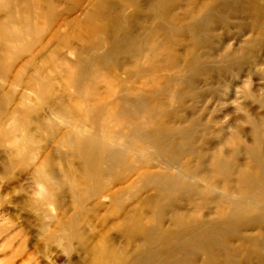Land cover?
<instances>
[{"label": "rangeland", "instance_id": "1", "mask_svg": "<svg viewBox=\"0 0 264 264\" xmlns=\"http://www.w3.org/2000/svg\"><path fill=\"white\" fill-rule=\"evenodd\" d=\"M92 1H14L15 8L22 7L29 24L36 26V40L30 50L14 57L13 69L8 71L5 81L0 76V107L4 111L0 115V264H88L92 257L80 253L78 241L70 239L71 227L77 225L78 232L85 237L87 250L108 238L120 242L118 231L123 220L137 210L142 215L145 206L138 202L151 195L139 182L147 167L157 164L149 162L139 138L132 146L125 145L124 137L131 130L117 110L122 101L139 99L167 76L181 74L179 68L151 69L157 67L158 61L155 63V57L151 58L153 51L146 50L153 43H147L136 56L121 58L112 70H99L88 92L74 88L69 66L79 56L92 55L98 45L97 28L85 20ZM195 7V14L186 19L191 24L186 34L189 37L195 34L198 39L204 36L190 53L202 57L205 70L189 87L186 103L179 110L182 116L190 117L189 121L199 124L192 133L197 149L206 148L207 143L227 134L235 137L223 140L218 153L224 148L235 153L237 143L248 146L253 143L247 119L264 115V37L247 31L238 21L229 20L232 12L223 16L198 4ZM206 12L209 17L202 21ZM43 13L49 15V20ZM3 15L0 13V17ZM223 19L226 24H222ZM240 19L250 23L244 13ZM173 29L178 32L180 26L174 25ZM244 31L247 33L242 36ZM232 52L239 59L227 65L223 61L231 58ZM43 80L50 85L48 96L37 93ZM41 89L42 93L47 92V88ZM7 94L11 98L3 102ZM178 103L169 99L167 112L171 113L170 105L174 109ZM98 110L99 115L92 120ZM146 115L143 112L131 123H143ZM43 125L48 127L42 129ZM188 125L186 122L185 126ZM94 138L122 155L123 164L115 166L121 179L103 177L96 181L89 177L81 154L88 151ZM261 149L264 150V145ZM243 158L241 152L240 161ZM233 161H238L235 155ZM126 168L129 170L124 171ZM150 171H165V166L158 165ZM231 186L235 194L236 184H226V188ZM226 188H220L225 195ZM213 196L214 191L209 193V197ZM208 211V207H198L192 212L202 219ZM239 228L243 233L252 231L259 236L258 230L246 225ZM221 241L235 247L242 242L234 234L223 235L216 243L215 260L209 264H226L231 259L240 264L239 258L230 255ZM190 258L203 262L202 254Z\"/></svg>", "mask_w": 264, "mask_h": 264}, {"label": "bare ground", "instance_id": "2", "mask_svg": "<svg viewBox=\"0 0 264 264\" xmlns=\"http://www.w3.org/2000/svg\"><path fill=\"white\" fill-rule=\"evenodd\" d=\"M14 1L0 0V13H4L0 17V53L6 55L0 56V76L4 81L8 71L13 69L14 57L30 50L36 40V26L29 24L22 7L15 8ZM195 4L221 15L228 16L232 12L233 15L227 17L229 20L238 21L247 31L264 37V0H93L86 12L85 20L97 28L98 45L92 55L79 56L69 66L72 85L77 90L88 92L99 70H112L121 58L136 56L147 43H153L146 50L153 51L151 58L155 57V63L158 61L157 67L151 69L179 68L181 74L167 76L152 92L139 99L122 101L117 110V115L131 130L124 137L125 145L132 146L139 138L140 147L148 152L149 162L155 161L157 165L150 164L142 174L139 184L151 195L138 202L145 206L142 215L141 210H137L123 220L122 229L118 231L120 242L108 238L87 250L85 237L78 232L77 225L71 227L70 239L78 241L80 253L92 257L88 264H209L215 260L217 241L225 234H234L242 241L239 247L221 241L230 255L239 258L240 264H264V233H261L264 232V150L261 149L264 115L255 117L256 121L247 119L251 125L252 145L237 143L235 153L228 148L218 153L219 144L232 140L234 135L223 134L222 139L216 137L217 141L207 143L206 148L197 149L192 133L199 124L192 119L189 121L190 117L182 116L179 110L186 103L189 87L205 70L202 57L190 53L204 36L198 39L195 34L192 37L186 34L191 26L186 19L195 14ZM177 11L180 13L175 15ZM242 13L250 20L249 24L241 21ZM42 15L49 20V15ZM208 17L206 12L201 20L206 21ZM223 23L226 24L225 19ZM174 25L180 26L182 32L174 31ZM239 27L237 24L236 28ZM238 59L236 52H232V57L223 62L228 65ZM41 87L47 88V92L42 93ZM49 88V83L43 80L37 86L38 95L48 96ZM9 98L10 94L4 95L3 102ZM169 99L173 104L179 102L177 108L172 109L170 105L171 113L167 112ZM3 112L0 107V115ZM99 112H95L92 120ZM143 112L147 113L143 123H131ZM186 122L191 125L185 126ZM47 127L41 126L42 129ZM203 132L208 133L205 128ZM65 137L68 138L69 133ZM241 152L244 158L240 161ZM234 155L238 161H233ZM81 157L90 178L96 181L103 177L121 179L115 166L123 164L122 155L112 147L103 146L99 139L94 138ZM158 165L165 166V171H150ZM171 168L177 171L171 172ZM127 170L129 168L124 171ZM226 184H236V193L233 194L232 186L226 188ZM220 188H226L227 195ZM212 191L215 196L209 197ZM116 204L120 207L117 199ZM198 207L209 209L202 219H197L192 212ZM242 225L258 230L259 236L252 231L241 232ZM197 254L203 255L202 263L191 260L190 257ZM226 264H237V260L231 259Z\"/></svg>", "mask_w": 264, "mask_h": 264}]
</instances>
